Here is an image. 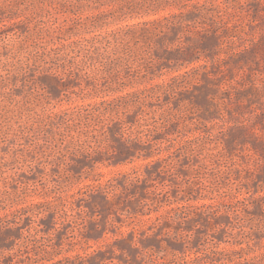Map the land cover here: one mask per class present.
Segmentation results:
<instances>
[{
	"label": "rangeland",
	"instance_id": "obj_1",
	"mask_svg": "<svg viewBox=\"0 0 264 264\" xmlns=\"http://www.w3.org/2000/svg\"><path fill=\"white\" fill-rule=\"evenodd\" d=\"M100 249L264 264V0H0V264Z\"/></svg>",
	"mask_w": 264,
	"mask_h": 264
},
{
	"label": "trees",
	"instance_id": "obj_2",
	"mask_svg": "<svg viewBox=\"0 0 264 264\" xmlns=\"http://www.w3.org/2000/svg\"><path fill=\"white\" fill-rule=\"evenodd\" d=\"M259 205V204H258ZM261 206V205H260ZM118 245H120V249H123V248H121V247H125L126 249H127V251H129L130 253H133V252H135V250L136 249H134V248H131L129 245H128V243L125 241V240H123V239H121V240H118L117 242H116ZM124 248V249H125ZM102 257H105V253H104V251H102L101 249L100 250H97V251H95V252H93L92 254H91V256H90V260H93L92 261V264H101V261H103L101 258ZM105 259V258H104Z\"/></svg>",
	"mask_w": 264,
	"mask_h": 264
}]
</instances>
